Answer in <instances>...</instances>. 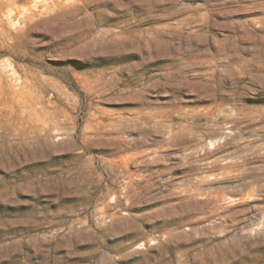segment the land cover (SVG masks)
I'll return each mask as SVG.
<instances>
[{"label": "rangeland", "instance_id": "374dc122", "mask_svg": "<svg viewBox=\"0 0 264 264\" xmlns=\"http://www.w3.org/2000/svg\"><path fill=\"white\" fill-rule=\"evenodd\" d=\"M0 264H264V0H0Z\"/></svg>", "mask_w": 264, "mask_h": 264}]
</instances>
